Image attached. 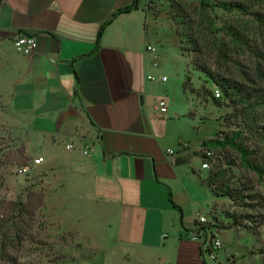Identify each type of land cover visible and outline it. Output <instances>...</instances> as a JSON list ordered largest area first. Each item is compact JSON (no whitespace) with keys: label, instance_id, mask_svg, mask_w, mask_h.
<instances>
[{"label":"crops","instance_id":"0c3cea01","mask_svg":"<svg viewBox=\"0 0 264 264\" xmlns=\"http://www.w3.org/2000/svg\"><path fill=\"white\" fill-rule=\"evenodd\" d=\"M135 2L0 0V135L64 195L106 264H225L208 235L194 239L197 219L213 221L202 163L215 130L176 31L160 33L171 2ZM19 34L35 38L30 55Z\"/></svg>","mask_w":264,"mask_h":264},{"label":"rangeland","instance_id":"374dc122","mask_svg":"<svg viewBox=\"0 0 264 264\" xmlns=\"http://www.w3.org/2000/svg\"><path fill=\"white\" fill-rule=\"evenodd\" d=\"M161 12L173 19V24L169 17L160 19L162 37L172 41L173 27L193 69V86L208 123L206 132L214 129L213 136L224 140L240 130L249 149L263 147L259 136L246 128L245 118L232 116L229 100L221 97V89L196 66L264 92V0H175ZM197 40L200 46L195 48ZM215 91L223 106L215 103ZM208 163L205 181L219 173L211 184L215 196L211 217L216 234L220 236L222 231L224 263L264 264V179L244 169L232 149L213 151ZM25 167L30 168L26 171ZM18 176L25 179L23 189ZM47 181L9 135H0V260L9 258L17 264L108 263L106 253L99 255L90 236L77 226V216L66 210L69 204L64 195L49 193ZM3 242L7 246H1Z\"/></svg>","mask_w":264,"mask_h":264},{"label":"trees","instance_id":"16d2710c","mask_svg":"<svg viewBox=\"0 0 264 264\" xmlns=\"http://www.w3.org/2000/svg\"><path fill=\"white\" fill-rule=\"evenodd\" d=\"M135 1L133 7H137V3L139 2V0ZM236 7L244 9L240 5H236ZM129 10L130 8H126L124 9V12ZM102 32L103 27L100 30L99 37H101ZM195 44V48L200 46L199 40H197ZM196 67L199 71L206 74V76L221 89V97L224 96L225 99H228L230 107L234 110L232 116L235 118H239V116L244 117L246 120V128L252 133V135L259 136L261 139V145L263 146L258 148V150L249 149L244 144L245 138L242 137L243 132L239 130L234 132L231 138H226L224 140L216 138L211 139L203 144L204 147L209 151H221L225 149L234 150L239 155L240 164L244 169L250 170L260 179H264V154L261 159L258 157V153H264V92L236 81L216 76L215 74H212L210 70H207V68L200 65H197ZM188 87H190L189 77L185 83V88ZM214 101L218 106H223V103L221 104L219 99L214 97ZM218 176L219 173L210 176L206 181L204 180V184L211 189V184H213L212 181ZM17 206H20V204ZM18 242L20 243V240H18ZM3 245L7 246V243L3 242L1 246ZM4 260L5 262H1ZM6 262L17 264L15 260H10L9 258L0 260V264H5Z\"/></svg>","mask_w":264,"mask_h":264},{"label":"built area","instance_id":"2783aa9c","mask_svg":"<svg viewBox=\"0 0 264 264\" xmlns=\"http://www.w3.org/2000/svg\"><path fill=\"white\" fill-rule=\"evenodd\" d=\"M167 2H173L175 0H166ZM140 3L144 5L145 8H153L158 6L163 2V0H139ZM13 46L16 51L24 55H30L36 49V41L35 38L31 35L19 34L13 40ZM215 97L219 98L220 93L215 91ZM160 111L166 112V106L164 102L160 104ZM213 157V152L207 151L205 153V161L202 163L203 169H209L210 165L208 160ZM35 164H40L43 162V158H38L35 161ZM214 222L212 220H208L207 217H200L196 222V230L197 232L194 234V239L199 240L200 236L208 235V249L207 254L211 260H216L218 258V253L222 249V241L220 237L216 234L215 230H213Z\"/></svg>","mask_w":264,"mask_h":264}]
</instances>
